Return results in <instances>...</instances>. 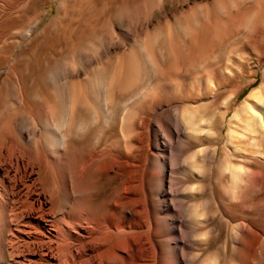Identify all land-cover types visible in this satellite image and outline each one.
<instances>
[{"label": "rangeland", "instance_id": "rangeland-1", "mask_svg": "<svg viewBox=\"0 0 264 264\" xmlns=\"http://www.w3.org/2000/svg\"><path fill=\"white\" fill-rule=\"evenodd\" d=\"M164 59L171 60L166 70ZM263 84L264 0H0L2 135L21 115L38 117L40 101L54 112L57 97L76 99L75 113L85 121L97 110L86 109L79 97H89L92 104H98L101 97H117L112 104L116 114L126 99L135 97L116 122L98 116L89 131H84V139L98 138L99 145L122 137L121 126L130 110L135 107L140 116L148 109L144 97H153L154 110L173 102L179 112L186 110L196 120L202 115L212 117L228 106L225 122L221 124L218 118L215 122L219 138L201 142L191 138L181 154L191 161L198 148L218 141V159L214 165L204 166V178L186 173L188 185H204L201 194L187 198L188 203L208 201L204 210L214 213L199 228L210 227L207 240L189 248L201 260L216 254L218 264L254 261L243 246L246 233L236 242L233 227L245 220L264 232V181L261 187H247L244 195L234 192L229 173L218 165L228 161L233 116L241 113L248 93ZM70 136L64 152L50 160L48 176L56 179L57 207L66 199L59 167L66 155L77 164L84 147L77 143V135ZM144 136L139 153L142 162L147 155ZM252 142L248 138L240 143L238 153ZM251 164L264 180V158ZM180 172L177 167L176 179ZM113 189L114 181L106 174L94 178L87 193L90 197H85L94 207L92 211L103 208L99 202Z\"/></svg>", "mask_w": 264, "mask_h": 264}, {"label": "bare ground", "instance_id": "bare-ground-1", "mask_svg": "<svg viewBox=\"0 0 264 264\" xmlns=\"http://www.w3.org/2000/svg\"><path fill=\"white\" fill-rule=\"evenodd\" d=\"M165 59L161 66L166 70L171 60ZM144 98L148 109L138 116L135 107L129 108L122 137L104 145L98 144V138L84 139V131H89L98 116L116 122L135 97L126 99L118 114L112 105L117 97L96 98L98 104L79 97L86 109L96 107L90 121L75 113L76 99L57 97L54 112L40 101L38 117L23 114L9 123L6 134L0 133V264H218L216 254L201 260L189 249L212 232L210 227L199 228L214 213L205 212L208 201L188 203L187 198L201 194L204 185L190 186L186 180L187 172L202 178L204 166L215 164L218 141L198 148L191 161L181 154L191 138L200 142L219 138L215 122L217 118L225 122L228 106L212 117L202 115L196 120L186 110L179 112L173 102L154 110L153 97ZM233 117L228 161L219 162L218 167L229 173L230 188L244 195L247 187H261L264 181L261 172L250 166L264 158V84L248 93L241 113ZM70 135H77V143L84 147L77 164L66 155L59 167L66 199L57 207L56 179L48 176L50 160L64 152ZM144 135L147 155L142 162L139 153ZM248 138L254 142L243 143L245 148L238 153L240 143ZM177 167L182 173L176 179ZM101 174L114 181V189L99 202L103 208L92 211L85 197H90L91 182ZM245 233L242 245L254 261L248 258L243 264H264V232L245 220L234 225L236 242Z\"/></svg>", "mask_w": 264, "mask_h": 264}]
</instances>
